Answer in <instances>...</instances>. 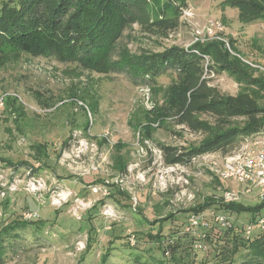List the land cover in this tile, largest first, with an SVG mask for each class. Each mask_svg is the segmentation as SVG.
<instances>
[{
    "label": "rangeland",
    "instance_id": "374dc122",
    "mask_svg": "<svg viewBox=\"0 0 264 264\" xmlns=\"http://www.w3.org/2000/svg\"><path fill=\"white\" fill-rule=\"evenodd\" d=\"M188 2L192 16L181 17L182 24L167 39L145 36L132 25L119 40L117 53L158 50L170 44L190 46L208 21L218 19L225 27L218 34L225 48L231 54L239 52L241 59L264 65L263 20L242 23L237 8L222 5L221 0ZM205 64L214 62L206 59ZM252 69L254 75L263 72ZM174 78L175 73L168 70L157 77L155 85L135 84V78L122 71L98 73L76 63L23 53L0 64L4 107L7 96L16 100L12 108L9 104L0 109V158L8 160L0 162V227L12 219L23 220L25 212L36 213L30 220L24 219L32 224L6 242L2 264L175 263L171 253L165 255L163 245L149 236L161 233L163 240L183 237L187 209L206 196L220 195L225 188L240 190L241 184L235 179L220 181L200 159L189 164L163 162L160 143L187 147L204 137L171 120L162 125L148 119V111L162 102V89ZM209 78L221 92L239 90L227 71ZM145 125L151 129L143 146ZM117 142L123 144L119 150L114 146ZM37 144L44 146L42 153L32 149ZM117 155L127 160L125 174L113 169L112 157ZM21 162L42 179L41 190H24L27 177ZM105 181L117 184L116 190L124 194L117 195L119 201L111 197L112 192L107 197L89 193V185ZM61 190L70 191V197L61 206L52 205L51 196ZM244 196L238 201L260 202L249 194ZM107 206L109 211L104 214ZM169 214L173 217L155 222ZM239 216L240 222H247L252 212ZM90 227L94 228L91 239ZM129 232L135 235L133 245L128 241ZM182 245L189 246L178 251L187 264H227L215 259L219 245L214 242H205V248L199 250L186 241ZM107 250V260L102 263Z\"/></svg>",
    "mask_w": 264,
    "mask_h": 264
},
{
    "label": "trees",
    "instance_id": "16d2710c",
    "mask_svg": "<svg viewBox=\"0 0 264 264\" xmlns=\"http://www.w3.org/2000/svg\"><path fill=\"white\" fill-rule=\"evenodd\" d=\"M188 3V0H0V64L23 53L59 63H76L98 73L122 71L135 78V84L150 85H155L158 76L171 70L175 78L162 89L163 100L148 111V119L162 125L171 120L174 125L202 133L204 137L187 147L160 143L163 162L189 164L192 157L202 153L227 154L245 137L264 130V71L254 75L252 66L241 59V54L237 51L238 55L231 54L219 39L195 42L187 47L170 44L132 54L126 50L119 54L116 50L124 31L132 25H137L145 36L167 39L182 24V12L188 8ZM221 4L237 8L242 23L264 20V0H221ZM206 59L214 64H205ZM208 71L229 72L239 90L235 94L221 92L210 83L211 78L205 76ZM12 101L16 100L7 96L5 107L3 104L0 109L9 104L12 108ZM150 129L147 125L142 127L143 146ZM114 146L119 150L123 144L117 142ZM32 149L42 153L44 146L32 145ZM112 160L114 171L125 174L127 160L121 155ZM0 162L8 160L0 158ZM21 166L33 170L26 162H21ZM101 184L108 187L109 194L112 192L111 197L117 201V195H124L120 189L116 190L114 182ZM209 207L234 219L229 229L212 227L205 232V242L219 245L214 255L217 262L264 264V231L255 228L246 239L242 235L245 222L239 221L244 211H251L248 221L253 220L263 211L264 201L255 205L241 201L222 203L210 195L186 211L190 214ZM172 217L169 214L155 222ZM27 220L12 219L0 227V264L4 261L6 242L18 237L20 229L33 223ZM89 230L91 239L94 228ZM161 236L159 233L149 237L163 245L164 253ZM171 238L167 248L171 259H175L174 264L179 260L187 264L178 251L189 247L182 245L184 241L192 248V239L185 233L183 237ZM90 243L91 240L87 245ZM108 254L109 250L103 254L102 263L106 262Z\"/></svg>",
    "mask_w": 264,
    "mask_h": 264
},
{
    "label": "built area",
    "instance_id": "2783aa9c",
    "mask_svg": "<svg viewBox=\"0 0 264 264\" xmlns=\"http://www.w3.org/2000/svg\"><path fill=\"white\" fill-rule=\"evenodd\" d=\"M191 8L188 7L183 10L182 17L184 19L190 18ZM264 28V20H263ZM225 27L218 19H211L204 27L203 33H197L193 39L194 42H204L207 39L218 38L223 40L218 34H223ZM243 61L264 71V65H259L242 58ZM213 71L205 73L206 77L213 76ZM3 106V98L0 97V107ZM201 160L200 163H205L209 169L216 175L220 181L226 179H235L241 184L240 190H233L225 188L220 195H214L215 200L222 203L238 201L244 195L249 194L254 198L264 201V130L260 133L245 137L240 141L239 145L227 154L220 152L202 153L192 157L191 162ZM27 182L24 190L29 193H35L43 188L44 182L39 176L32 172L31 168H25ZM89 193L98 195L100 197H107L109 189L106 185L92 184L88 186ZM3 194V193H1ZM70 191L61 190L55 192L51 196L50 203L55 206H61L66 203L70 197ZM79 204L83 205L82 201ZM78 205L76 208L78 209ZM76 209V210H77ZM104 214L108 212V206ZM108 210V211H107ZM34 211L24 213V219H31L35 217ZM234 219L224 213L217 211L213 207L206 208L200 212L190 213L187 215L182 223V234H187L192 239V246L199 250L205 248V232L206 230L217 227L222 229H229L233 226ZM255 228L264 231V208L261 213L256 215L253 220L242 224V235L248 239ZM173 238H166L163 241L164 254L169 255L170 251L167 245L172 242ZM128 241L130 244L135 243L134 233H128Z\"/></svg>",
    "mask_w": 264,
    "mask_h": 264
}]
</instances>
